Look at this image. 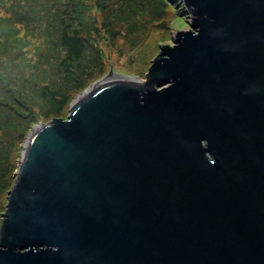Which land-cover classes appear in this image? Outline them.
I'll return each mask as SVG.
<instances>
[{"label":"water","instance_id":"obj_1","mask_svg":"<svg viewBox=\"0 0 264 264\" xmlns=\"http://www.w3.org/2000/svg\"><path fill=\"white\" fill-rule=\"evenodd\" d=\"M180 1L145 79L30 127L0 264H264V0Z\"/></svg>","mask_w":264,"mask_h":264},{"label":"trees","instance_id":"obj_2","mask_svg":"<svg viewBox=\"0 0 264 264\" xmlns=\"http://www.w3.org/2000/svg\"><path fill=\"white\" fill-rule=\"evenodd\" d=\"M169 2L0 0V212L27 130L64 113L73 92L104 72L97 36L132 44L138 25Z\"/></svg>","mask_w":264,"mask_h":264},{"label":"rangeland","instance_id":"obj_3","mask_svg":"<svg viewBox=\"0 0 264 264\" xmlns=\"http://www.w3.org/2000/svg\"><path fill=\"white\" fill-rule=\"evenodd\" d=\"M165 9H166L165 13L160 18L144 20L143 23H140L139 21L140 24L138 26L140 28H137L134 31L133 35H135V39L134 42H132V44L130 42H127L121 36L115 37L112 40L108 38H101V36H97L96 41L103 53V61L105 64L104 72L100 76L96 77L94 80L90 81L80 91L79 90L74 91L70 101L73 100L81 91L86 89L93 82L98 81L101 77H105L106 75L115 74V72L135 75L140 79H145V74L151 62V59L160 51L159 46L161 44L171 45L173 43L172 37L175 35L177 30H186L191 28L190 14L184 8L180 0H170V2L168 3ZM100 19L101 17L99 16L98 21H100ZM161 22H164L165 25L160 26ZM59 54L60 52L58 51L54 52V55H59ZM44 65L47 66L48 64H44ZM51 66L52 64L49 65V68ZM111 70H113V72L109 73V71ZM50 105L51 104L43 103L42 107L44 110H47L50 108ZM67 112H68V106L64 113L54 117H65L67 115ZM49 119L50 118L42 121H48ZM26 134L24 135V138ZM24 138L21 142V146L24 141ZM19 157H20V151L18 157L16 158V167H17V160L19 159ZM15 169L13 170V174H12L13 179H14ZM12 182L8 189H10ZM6 200H7V192L5 195L4 207ZM2 212H0V221H1Z\"/></svg>","mask_w":264,"mask_h":264},{"label":"bare ground","instance_id":"obj_4","mask_svg":"<svg viewBox=\"0 0 264 264\" xmlns=\"http://www.w3.org/2000/svg\"><path fill=\"white\" fill-rule=\"evenodd\" d=\"M117 77H120V76H118L117 74H109V75H106L105 77H103L99 82H103V81H106V80L114 79V78H117Z\"/></svg>","mask_w":264,"mask_h":264}]
</instances>
